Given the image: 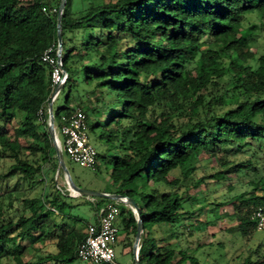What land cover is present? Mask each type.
<instances>
[{"label": "trees", "instance_id": "obj_1", "mask_svg": "<svg viewBox=\"0 0 264 264\" xmlns=\"http://www.w3.org/2000/svg\"><path fill=\"white\" fill-rule=\"evenodd\" d=\"M60 2L0 0V264H89L76 256L88 224L83 230L65 214L74 207L65 198H74L56 192L49 214L36 209L48 200L44 167L62 172L48 132L51 69L41 60L57 44ZM251 16L264 21V0H66L68 77L55 130L62 116L86 112L112 159L116 194L138 206L139 264H206L199 247L188 255L168 239L178 238L191 190L215 179L194 177L193 165L209 157L232 193L243 241L229 264H264V230L252 219L264 209V54L250 50ZM242 175L246 181L231 182ZM92 199L97 214L106 198ZM117 206L124 240L135 237L136 215ZM23 241L54 249L25 259Z\"/></svg>", "mask_w": 264, "mask_h": 264}, {"label": "rangeland", "instance_id": "obj_2", "mask_svg": "<svg viewBox=\"0 0 264 264\" xmlns=\"http://www.w3.org/2000/svg\"><path fill=\"white\" fill-rule=\"evenodd\" d=\"M249 24L252 25L254 34L253 42L250 44V50L255 53L256 57H259L264 54V21L260 22L257 17L251 16L249 17ZM251 64L254 65L255 62L252 61ZM65 96L66 89H63L60 91L58 99L53 104L54 112L65 106ZM56 135L61 141L62 137L57 130ZM87 135L90 144L95 148L99 156L96 170L92 171L89 168L79 166L69 160L68 156L63 152L69 178L75 186L83 190L115 195L118 189L111 179L112 159L109 156H105L107 153L109 154V152L105 150L104 144L98 136L88 128ZM209 158H207V161L198 162L193 165V170L195 169L194 177L200 178L202 176L215 175V179H207L206 187L205 184H200L191 190L190 195L193 199V204H186L184 207V213L186 214L181 218V223L176 228L178 238H169L168 242L173 245L176 240H178V247L186 249L189 253L188 255L192 254V252L199 247L198 249L201 250L197 252V256L203 259L206 264H229L231 256H233L235 252L241 251L243 248V241L240 235L234 230L236 221L232 212V206L229 204L232 193L228 190L227 183L223 180L222 174H219L220 170H217L218 165L217 161H215L217 159ZM239 159H244V157L242 156ZM2 168L0 163V170ZM43 172L46 177L45 191L48 200L37 203L36 209L49 214L53 206L52 203L55 200L56 192L60 194V198H63L62 193L68 194L74 199L65 198V201L74 207L66 208L65 214L78 217L84 224V226H82L83 230L85 224L96 222L98 213L95 214L94 204L91 202L93 199L85 196H75L70 191L64 171L60 173L55 172L50 165H47L44 167ZM238 180L246 181L247 178L242 175L237 179H232L231 182ZM110 201V199H105L102 204L106 206ZM57 203L60 204V201ZM188 213L192 214L190 215ZM122 219L123 218L119 216L115 220L118 233L114 250L116 260L120 264L127 260L132 261V246L134 242L133 235L124 240ZM155 236L159 237L157 234ZM261 236L262 234L258 235L256 239H253L251 242L252 247L258 245ZM18 239V237L15 238L17 241ZM22 245L26 247L27 251L24 256L25 259H30L32 256L54 249L53 245L48 241L35 244L34 246H29L28 241H23ZM175 255L178 261L180 257L177 252H175ZM78 264L82 263L78 262Z\"/></svg>", "mask_w": 264, "mask_h": 264}, {"label": "built area", "instance_id": "obj_3", "mask_svg": "<svg viewBox=\"0 0 264 264\" xmlns=\"http://www.w3.org/2000/svg\"><path fill=\"white\" fill-rule=\"evenodd\" d=\"M41 60L51 69V95L46 107L48 116V104L51 103L53 107L61 91L59 87L65 85L68 76L63 71L61 57H58L57 44L46 49ZM42 114L43 111L40 110L38 115ZM61 121L62 124L57 131L62 137L61 141L57 137L60 149L72 162L95 171L97 152L89 142L85 111L77 108L70 117L62 116ZM115 203L101 207L96 222L86 226L85 237L76 249V256L80 261L92 264H120L116 260L114 250L118 233L115 220L120 212L117 203L127 206L128 200L122 197L121 201ZM252 219L256 222V230L263 231L264 209L254 210Z\"/></svg>", "mask_w": 264, "mask_h": 264}, {"label": "water", "instance_id": "obj_4", "mask_svg": "<svg viewBox=\"0 0 264 264\" xmlns=\"http://www.w3.org/2000/svg\"><path fill=\"white\" fill-rule=\"evenodd\" d=\"M66 0H61L59 8H58V14H57V48H58V57H61L62 54V35H61V15L63 12V9L65 7ZM65 72V70L63 69ZM63 85L60 86V90L63 89ZM48 132L50 139L55 147L56 151V157L58 160V167L64 171L66 174L67 180H68V186L70 190L74 191L76 193L75 196H85L87 198H106L110 199L113 201H121L122 196L121 195H113V194H106V193H98L95 191H90V190H83L81 188H78L75 186L72 181L69 178L68 171L65 165V161L63 159L62 155V150L60 149L58 140H57V135H56V130L54 126V114H53V107L52 104H48ZM128 204L127 206L130 207L133 211V213L136 215L137 219V228H136V233L134 237V242L132 246V255H133V260L135 264H139L138 262V251H139V242H140V237L142 233V222L140 220V215H139V210L138 206L135 204V202L131 199H127Z\"/></svg>", "mask_w": 264, "mask_h": 264}, {"label": "crops", "instance_id": "obj_5", "mask_svg": "<svg viewBox=\"0 0 264 264\" xmlns=\"http://www.w3.org/2000/svg\"><path fill=\"white\" fill-rule=\"evenodd\" d=\"M106 194H108V193H106ZM121 264H135L134 261H133V256H132V261L127 260V261H125L124 263H121Z\"/></svg>", "mask_w": 264, "mask_h": 264}, {"label": "bare ground", "instance_id": "obj_6", "mask_svg": "<svg viewBox=\"0 0 264 264\" xmlns=\"http://www.w3.org/2000/svg\"><path fill=\"white\" fill-rule=\"evenodd\" d=\"M66 180V179H65ZM74 195H76V193L74 192V191H72V190H70Z\"/></svg>", "mask_w": 264, "mask_h": 264}]
</instances>
